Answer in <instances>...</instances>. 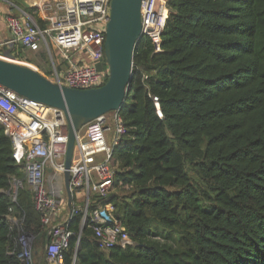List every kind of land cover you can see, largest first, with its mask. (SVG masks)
Returning a JSON list of instances; mask_svg holds the SVG:
<instances>
[{
  "label": "trees",
  "instance_id": "obj_1",
  "mask_svg": "<svg viewBox=\"0 0 264 264\" xmlns=\"http://www.w3.org/2000/svg\"><path fill=\"white\" fill-rule=\"evenodd\" d=\"M169 9L160 50L146 39L135 47L110 159L107 199L137 245L99 248L77 212L63 264H264V0H169ZM12 151L0 125V264H22L24 232L46 242L28 187L14 201L8 192L24 177ZM93 198L90 212L105 204Z\"/></svg>",
  "mask_w": 264,
  "mask_h": 264
},
{
  "label": "built area",
  "instance_id": "obj_2",
  "mask_svg": "<svg viewBox=\"0 0 264 264\" xmlns=\"http://www.w3.org/2000/svg\"><path fill=\"white\" fill-rule=\"evenodd\" d=\"M1 1L8 5L5 25L9 38L6 43L33 51L44 49L52 67L49 80L73 89L94 88L106 82L104 28L109 18L110 0H20L26 8L11 0ZM169 13V0H141V40H148L154 52L160 50V34ZM51 49L55 50L59 65ZM0 58L29 65L13 55L12 59L6 58L2 52ZM151 98L160 116L159 100L156 96ZM112 112L111 119L115 123L112 140L107 141L105 136L106 114L87 123L83 133L81 130L77 133L68 169L71 213L59 217V204L65 203L60 201L58 193H64L65 187L62 184V190H57L54 180H48V176H61L62 179L65 171L64 114L55 107L0 86V125L11 139L12 158L20 166L34 207L42 214L41 221L47 227L44 248L47 264H63L61 253L68 248L71 236L68 223L77 212H81V226L88 225L99 248L118 246L125 249L137 245L114 217L113 205L107 199L114 178V167L110 163L112 150L125 132L118 111ZM23 186L22 180L10 178L8 192L12 201ZM93 196L105 200V204H97L90 212L89 205L95 201ZM7 217L11 224L18 222L13 216ZM18 241V259L22 264H31L34 235L24 232Z\"/></svg>",
  "mask_w": 264,
  "mask_h": 264
},
{
  "label": "water",
  "instance_id": "obj_3",
  "mask_svg": "<svg viewBox=\"0 0 264 264\" xmlns=\"http://www.w3.org/2000/svg\"><path fill=\"white\" fill-rule=\"evenodd\" d=\"M141 0H110L105 24L104 56L108 67L106 82L98 87L73 89L60 86L33 67L0 58V86L33 101L61 110L66 121V152L63 181L71 213L72 190L68 169L71 165L77 133L92 120L118 111L130 88L133 54L141 39ZM14 44L3 45V55L12 59ZM47 243V242H46Z\"/></svg>",
  "mask_w": 264,
  "mask_h": 264
},
{
  "label": "crops",
  "instance_id": "obj_4",
  "mask_svg": "<svg viewBox=\"0 0 264 264\" xmlns=\"http://www.w3.org/2000/svg\"><path fill=\"white\" fill-rule=\"evenodd\" d=\"M5 7L6 6H3V4H0V49L1 50L3 49V45L6 43V41L9 38L8 30H7L6 25H5V15L8 12V8H5ZM17 49L19 50L20 54L24 55L28 60H30L32 62L33 67L38 72H40L42 74H51L52 67L45 60L39 59V54H40L39 50L33 51V50L22 49V48H17ZM0 52H2V51H0ZM12 55L15 56L14 53ZM15 57L19 58L18 56H15ZM50 179L54 180L57 190L61 191L63 186H64L63 178L61 179V176H55L52 178L50 176H48V180H50ZM62 184H63V186H62ZM58 195H59L58 198H60V201L65 203V204H63V206H61V203L59 204L58 216L62 217L64 215L68 214L67 194L65 191L64 193L61 192V194L58 193ZM45 245H46V243H45ZM35 264H47V261L45 260L44 253L40 254L38 256V261Z\"/></svg>",
  "mask_w": 264,
  "mask_h": 264
},
{
  "label": "rangeland",
  "instance_id": "obj_5",
  "mask_svg": "<svg viewBox=\"0 0 264 264\" xmlns=\"http://www.w3.org/2000/svg\"><path fill=\"white\" fill-rule=\"evenodd\" d=\"M11 1L15 2L20 7L26 8V4L24 2H22V1H20V0L19 1L18 0H11ZM0 4H3V6H6L5 8H8L7 2H3V1L0 0ZM39 51H40L39 59H43V60H45L46 62H48L50 64V59H49V56H48L47 52L44 49H40ZM51 53H52V56L55 59V63L59 65L60 61L56 57L55 50L51 49ZM16 60H20L22 62L28 63L29 65L33 66L32 62L30 60H28L22 54H20L19 58H17ZM42 75H44L45 77H47V76L49 77V74H42ZM105 116H106V121L104 123V126L106 127L105 136H106L107 141H110L113 138V130H114V126H115V123L113 122V119H111V117L113 118V112H109ZM81 132L82 133L84 132V127L81 129ZM19 179L22 180L23 185L26 186L24 177H22V179L21 178H19ZM175 189H177V188H175ZM161 229L164 230L165 232L169 233V234H173V232H169V230H166V229H163V228H161ZM43 239H44V237H43ZM34 241H35V239H34ZM45 243H46L45 240H43V244H40L37 241H36L35 244L33 243V254H32L31 264H35L38 261V256L40 254L44 253Z\"/></svg>",
  "mask_w": 264,
  "mask_h": 264
}]
</instances>
